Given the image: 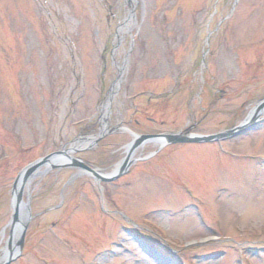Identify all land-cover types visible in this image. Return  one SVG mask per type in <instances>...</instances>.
Masks as SVG:
<instances>
[{
	"label": "rangeland",
	"instance_id": "374dc122",
	"mask_svg": "<svg viewBox=\"0 0 264 264\" xmlns=\"http://www.w3.org/2000/svg\"><path fill=\"white\" fill-rule=\"evenodd\" d=\"M130 12L132 26L118 31ZM122 66L106 119L116 134L73 154L98 168L131 139L120 128L196 123L192 132L209 134L246 117L264 97V0H0V252L13 179L75 137L97 136ZM261 116L222 142L163 146L101 183L102 198L90 178L70 180L75 170L35 175L31 211L53 209L29 221L9 264H264ZM167 149H179L189 191L166 168Z\"/></svg>",
	"mask_w": 264,
	"mask_h": 264
},
{
	"label": "water",
	"instance_id": "95a60500",
	"mask_svg": "<svg viewBox=\"0 0 264 264\" xmlns=\"http://www.w3.org/2000/svg\"><path fill=\"white\" fill-rule=\"evenodd\" d=\"M264 111V101L260 102L259 104H257L255 106V108L253 109V111L251 112L250 116H248L241 124H239L238 126L225 131V132H220L217 134H213V135H187V134H179V133H170V134H158V135H140V136H136L127 146L126 148V157L123 160L122 166L115 170L114 172H112L109 175H101L98 172H95L94 170L88 168L87 166H85L80 160L69 157V161L71 162L72 165L79 167V168H83L86 169L87 171L91 172L92 175L95 177V179L98 180H103V181H109L112 180L114 178H116L118 175H120L125 167L129 164V155L133 152V150L140 144L143 143L146 140H157L160 141L161 143H177V142H202V141H210V140H215V139H220L229 135H233L236 134L246 128H248L252 123H254L257 118L258 115ZM154 140V141H155ZM76 149H72V151H75ZM65 155L66 153L63 152ZM54 155L49 154L48 156H45L43 158H40L36 161H34L33 163L29 164L28 166H26L25 168H23L20 173L17 175V177L14 180V183L12 185V198H11V202H12V207H13V214L11 217V223L13 225V223L18 222V213H19V209L20 211L24 209V211L27 213V216L24 220V222L21 223V228H20V239L17 242V246L18 248L21 247L22 245V241H21V237L24 233V230L26 228V225L28 223L29 220V215H28V201L24 204H22L21 202V198H22V194H23V190L25 188V184L28 180V178L32 175L31 173L36 170L38 167H40L41 165L45 166V171H47L48 169L51 168H55V167H65L68 166V163H57L56 159L53 157ZM13 257V254L9 253L8 256L5 258V260L1 263V264H7Z\"/></svg>",
	"mask_w": 264,
	"mask_h": 264
},
{
	"label": "bare ground",
	"instance_id": "6f19581e",
	"mask_svg": "<svg viewBox=\"0 0 264 264\" xmlns=\"http://www.w3.org/2000/svg\"><path fill=\"white\" fill-rule=\"evenodd\" d=\"M131 23H132V18H131L130 15H129V16H127V17L123 20V23H122V25L119 27L118 31H121L122 29L127 30L128 28H130V27L132 26ZM114 90H115V86H112V88L110 89V94H112V93L114 92ZM110 99H111V97H110ZM111 100H112V99H111ZM108 102H109V99H107L106 102H105V103L103 104V106H102V109H101V116H100V126H99V129H102V128H103V119H104V117H106L107 114H108V104H109ZM16 236H17V231L15 230V231L13 232V236H12L13 241H15ZM5 253H6V250H3L2 255L5 254Z\"/></svg>",
	"mask_w": 264,
	"mask_h": 264
},
{
	"label": "flooded vegetation",
	"instance_id": "af4514ba",
	"mask_svg": "<svg viewBox=\"0 0 264 264\" xmlns=\"http://www.w3.org/2000/svg\"><path fill=\"white\" fill-rule=\"evenodd\" d=\"M168 157H169V155H167V154H166V155H164V158H166V159H167ZM176 176H178V173L176 174Z\"/></svg>",
	"mask_w": 264,
	"mask_h": 264
}]
</instances>
